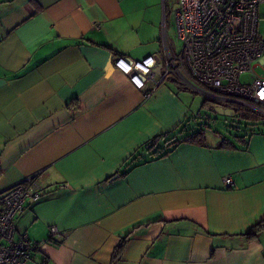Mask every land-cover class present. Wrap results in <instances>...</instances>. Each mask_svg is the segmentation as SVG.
I'll return each mask as SVG.
<instances>
[{
    "label": "crops",
    "instance_id": "obj_1",
    "mask_svg": "<svg viewBox=\"0 0 264 264\" xmlns=\"http://www.w3.org/2000/svg\"><path fill=\"white\" fill-rule=\"evenodd\" d=\"M162 11L0 0V193L31 175L44 188L14 219L15 239L43 241L21 264H111L122 237L113 264H264V228L246 234L264 218V132L144 147L183 125L188 97L166 79L144 96L113 59L160 55Z\"/></svg>",
    "mask_w": 264,
    "mask_h": 264
},
{
    "label": "built area",
    "instance_id": "obj_2",
    "mask_svg": "<svg viewBox=\"0 0 264 264\" xmlns=\"http://www.w3.org/2000/svg\"><path fill=\"white\" fill-rule=\"evenodd\" d=\"M175 20L179 52L163 31L160 55L140 60L117 55L113 65L146 97L171 76L222 105L264 113V0H179ZM247 72L251 80L241 81ZM224 182L232 185L228 176ZM43 191L31 175L0 193V264H21L43 242L25 233L14 238L15 216ZM49 232L61 235L54 225Z\"/></svg>",
    "mask_w": 264,
    "mask_h": 264
},
{
    "label": "rangeland",
    "instance_id": "obj_3",
    "mask_svg": "<svg viewBox=\"0 0 264 264\" xmlns=\"http://www.w3.org/2000/svg\"><path fill=\"white\" fill-rule=\"evenodd\" d=\"M162 1L163 22L165 24L167 36L169 37L174 49L179 52L182 41L179 39L176 30L175 11L179 6V0H160ZM159 34H157V49H160ZM240 80L248 82L251 80L250 73H243ZM167 83L177 88L188 97L189 113L187 120L172 133L176 138L202 129L204 136L208 141L221 140V138L232 139L233 136L249 137L251 133L264 132V113L253 107H241L232 104L233 115H225L215 112L204 104L205 94L194 88L170 78ZM225 106V104H223ZM228 108V107H224ZM183 128H187L183 131Z\"/></svg>",
    "mask_w": 264,
    "mask_h": 264
},
{
    "label": "trees",
    "instance_id": "obj_4",
    "mask_svg": "<svg viewBox=\"0 0 264 264\" xmlns=\"http://www.w3.org/2000/svg\"><path fill=\"white\" fill-rule=\"evenodd\" d=\"M170 78L171 80L176 82V79L168 76L167 79ZM166 79V80H167ZM204 104L207 105L208 108L212 109L217 106L220 105L222 107H232V104H227V105H222L219 102L210 100L208 98L204 99ZM234 111V110H233ZM186 121V120H185ZM187 128H183V131H186ZM252 134V133H251ZM246 136H239V135H235L233 136V138L227 139V138H221L220 140V144L222 146H228L229 144H232L233 141L235 143H243L247 141ZM162 140L163 141V145L159 146L157 145L158 141ZM192 141V142H202L204 140V134L202 129L196 132H193L191 134H187L185 136H182L180 138H176L174 135H170V136H166V135H159L156 137H153L150 141H147L144 145L145 148H151V152L150 155H154V156H164L166 155L168 152H170L178 143L182 142V141ZM264 228V218H262L261 220H259L258 222H256L250 229L249 231L246 233L249 237H254L255 234L261 229ZM126 243V237H122L118 243L115 245L114 249H113V253H112V258H111V264H113L115 262V260L117 258H119L120 253L122 252L124 246Z\"/></svg>",
    "mask_w": 264,
    "mask_h": 264
},
{
    "label": "water",
    "instance_id": "obj_5",
    "mask_svg": "<svg viewBox=\"0 0 264 264\" xmlns=\"http://www.w3.org/2000/svg\"><path fill=\"white\" fill-rule=\"evenodd\" d=\"M213 110H214L215 112H218V113H220V114H225V115H233V114H234L233 109H231V108H224V107H222V106H220V105L215 106V107L213 108Z\"/></svg>",
    "mask_w": 264,
    "mask_h": 264
}]
</instances>
